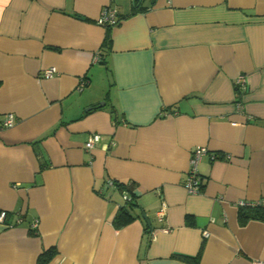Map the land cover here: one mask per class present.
Returning <instances> with one entry per match:
<instances>
[{"label": "crops", "instance_id": "obj_1", "mask_svg": "<svg viewBox=\"0 0 264 264\" xmlns=\"http://www.w3.org/2000/svg\"><path fill=\"white\" fill-rule=\"evenodd\" d=\"M108 2L0 0V264L264 260V221L236 206L264 199V0H112L102 26ZM108 180L136 196L119 228Z\"/></svg>", "mask_w": 264, "mask_h": 264}, {"label": "built area", "instance_id": "obj_2", "mask_svg": "<svg viewBox=\"0 0 264 264\" xmlns=\"http://www.w3.org/2000/svg\"><path fill=\"white\" fill-rule=\"evenodd\" d=\"M109 2L104 5L99 13V16L96 19V22L99 25L102 26H110L117 22L118 19V12L114 5H112V0H108ZM55 69L53 67L45 69L43 71L44 77H52L54 75ZM236 87L238 88H245L246 84V77L244 74H240L235 79ZM81 86H83V81L80 83ZM14 123V116L13 114H6L2 125L4 126H11ZM101 139V135L98 133H93L89 136L88 140L85 143V147L87 149H91L94 147V145ZM207 152L206 148L204 146L201 147H195L191 149L189 160H188V169L186 172V177L184 181V187L189 193H199L201 192V189L204 184V179L199 173L198 170V163L201 159V157ZM108 184H112L113 182L111 180L107 181ZM125 198V196H123ZM262 204H264V199L260 201ZM257 202H246L243 200H239L236 202V206L239 207H245V206H252ZM164 209L165 204L163 203L162 206L157 210V214L162 217L164 215ZM7 217V211L6 210H0V222H4ZM17 221H21V217L19 216L17 218ZM32 229H35L37 227V222H33L31 224ZM251 264H264V260H254Z\"/></svg>", "mask_w": 264, "mask_h": 264}, {"label": "trees", "instance_id": "obj_3", "mask_svg": "<svg viewBox=\"0 0 264 264\" xmlns=\"http://www.w3.org/2000/svg\"><path fill=\"white\" fill-rule=\"evenodd\" d=\"M104 41H105L104 46L108 47L110 44L109 37H106ZM86 79L87 78L82 79L84 85L87 84ZM211 158H215V155L211 154ZM111 181L113 182L112 183L113 185H116L118 188H120L121 191L123 190V196H125V198L123 197L124 198L123 204H121L118 207L114 215V218L112 220L114 227L119 228L132 221L136 217V215H138L135 212L137 207L136 196L133 192L132 184H122L119 182H114L113 180ZM238 209H239V218L241 222H244L248 218H256L264 221V204H262L260 201L252 206L239 207ZM54 254H55V249L50 247L49 249L45 250L39 255L37 263L38 264L47 263L53 257Z\"/></svg>", "mask_w": 264, "mask_h": 264}, {"label": "water", "instance_id": "obj_4", "mask_svg": "<svg viewBox=\"0 0 264 264\" xmlns=\"http://www.w3.org/2000/svg\"><path fill=\"white\" fill-rule=\"evenodd\" d=\"M155 0H150V2L151 3H153ZM101 104H103V103H101ZM142 217L144 218V220L146 221V224L148 225V226H150V220L148 219V217L143 213L142 214Z\"/></svg>", "mask_w": 264, "mask_h": 264}]
</instances>
